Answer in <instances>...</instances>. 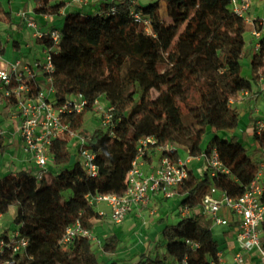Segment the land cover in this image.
Masks as SVG:
<instances>
[{
  "label": "trees",
  "instance_id": "16d2710c",
  "mask_svg": "<svg viewBox=\"0 0 264 264\" xmlns=\"http://www.w3.org/2000/svg\"><path fill=\"white\" fill-rule=\"evenodd\" d=\"M34 1L36 16L60 17V0ZM112 7H116L115 14L110 13ZM135 7L151 19L150 34L133 23L127 1H103L95 13L67 14L61 29L52 27L36 40L48 50L54 66L51 76L57 104L72 95L88 100L83 113L68 115L64 123L79 130L84 115L94 111L95 101L104 97L113 108L115 127H100L90 138L99 167L97 177H90L78 160L73 161L65 135L51 144L55 173L41 181L25 170L0 176V215L16 206L14 226L30 242L26 253L16 257V264H101L90 240L78 237L68 246L62 244L68 227L79 222L94 231L101 219L87 196L123 194L140 142L147 138L155 141L148 145L150 150L174 144L185 148L189 157L206 162L224 143L207 107L229 105L246 92L253 95L264 79V34L246 76L244 36L255 26L231 10V0H156ZM11 17L0 3V20ZM53 31L59 32L57 42L51 38ZM210 131L215 132L206 141ZM252 140L259 160L243 151L249 183L264 160V130L258 133L254 128ZM240 141L234 133L227 135L229 145L241 146ZM8 149L0 131V163ZM169 156L176 161L179 151ZM211 187L233 198L246 190L231 172L210 169L198 178L190 170L178 189L179 206L198 210ZM225 215L233 227L232 217ZM164 224L153 251L136 256L131 264L218 262L224 250L214 238L211 221L200 211L176 224ZM116 242L113 237L106 239L103 250L114 252Z\"/></svg>",
  "mask_w": 264,
  "mask_h": 264
},
{
  "label": "built area",
  "instance_id": "2783aa9c",
  "mask_svg": "<svg viewBox=\"0 0 264 264\" xmlns=\"http://www.w3.org/2000/svg\"><path fill=\"white\" fill-rule=\"evenodd\" d=\"M125 1L129 3L133 23L150 34L152 22L149 16L137 11L136 0ZM62 3V9L65 10L71 7L82 8L88 5L90 0H65ZM251 7V0H231V10L242 17L246 23L255 26L252 35L259 40L263 29L257 30L256 27L263 28L264 22L261 19L252 20L250 18ZM110 13L115 14L116 7H112ZM21 16L26 18L25 14ZM26 21L28 27L37 29L35 21L27 19ZM36 36L41 38L43 33L37 31ZM51 38L57 42L59 32L53 31ZM256 47L260 48L259 43ZM44 50L46 51L45 59L35 63L36 70H33L22 58L13 62L0 58V105L6 104L16 110L21 152L33 165L32 171L28 170V172L38 181L47 176L48 165L53 163L52 142L64 135L76 143L79 162L83 170L90 177H97L99 167L95 162L96 156L89 147V138L82 136L78 130H71L64 123L68 115L83 113L88 106V100L83 95H72L64 103L57 104L58 100L52 86L51 76L54 66L48 50ZM39 74L45 76L42 83L37 79ZM49 85L50 88H48ZM255 94L264 100V79H261ZM53 96L54 101L51 100ZM250 96L246 92L241 97L247 99ZM94 110L99 113L102 128L115 127L113 108L109 105L103 106L100 97L94 103ZM256 129L258 133L263 131L264 122L257 121ZM154 143L152 138L140 142L138 155L127 177V189L123 194L87 196L88 202L94 207L101 203L107 205L110 220L114 225H121L134 209L149 206L153 198L173 201L178 196V189L189 178L190 159L179 157L174 161L169 156L170 153L178 150V146L174 144H166L156 149L161 152L159 161L152 171H146L144 159L150 151L148 145ZM206 163L212 170L220 171L222 164L217 149L213 150L206 159ZM194 211L204 214L211 221L212 226L225 228H230L231 225L223 212H229L233 219L232 229L239 249L236 254L232 255V264H264V242L262 241L264 239V160L255 178L246 186L241 197L233 198L226 192L211 187L202 198L198 210ZM194 211L187 206L180 207L179 217L185 219L192 216ZM98 213L101 217L104 215L103 212ZM78 237L86 238L93 244L100 243L92 231L83 228L77 222L67 228L62 244L68 246ZM29 244V239L24 237L16 226L2 231L0 233V264H16V257L24 255ZM224 251L218 254V262L213 264H229L225 260ZM179 264H187V262L183 260Z\"/></svg>",
  "mask_w": 264,
  "mask_h": 264
},
{
  "label": "crops",
  "instance_id": "0c3cea01",
  "mask_svg": "<svg viewBox=\"0 0 264 264\" xmlns=\"http://www.w3.org/2000/svg\"><path fill=\"white\" fill-rule=\"evenodd\" d=\"M103 1L112 2L113 0H90V3L82 8L71 7L65 10L61 8L59 12L60 17L55 19H48L46 17L36 16L34 14V9L36 7V3L34 0H0L3 8L6 11L11 12L12 14V17L10 19L6 21L0 20V58L7 62H13L16 59L22 58L24 62L30 65L34 70L35 63L44 61L46 56V51L44 50V48L36 44V32L39 31L40 33H45L48 32L52 27L59 30L63 26L64 19L67 14L74 12L95 13L98 11L99 4ZM124 1L125 0H114L115 3H121ZM136 3L138 4L137 1ZM251 3L252 7L250 9V18L252 20L261 19L264 22V0H251ZM160 6L166 9L165 2H161ZM21 14H25L26 18H23ZM26 19L35 21L37 24V29L28 27ZM167 21L170 20L167 19ZM244 38L246 42L244 61L247 60L250 66L253 55L258 51V48L256 46L257 43H259V40H257L252 35V32H250L248 40L246 39V37ZM249 71L250 69L248 68V70L246 71V76L249 75ZM37 79L42 83L45 80V76L39 74ZM48 88H50V85L48 86ZM259 99L262 105L264 103V100L261 97ZM5 105L6 104H2L0 105V107ZM261 111V108L256 109V112L261 113L262 119H264V113L263 111ZM17 123L18 122L15 120L14 125H10L5 121L4 117L0 115V131L2 132L5 143L9 146L7 152L9 153V156H15L14 160L16 159L19 162L18 165H21L20 167H22L17 169L11 164L12 161L8 162L7 160L3 159L0 163V176H5L10 174L11 172L21 170L32 171L33 165L22 155L21 152V142L19 139ZM15 135H17L16 144L14 137ZM17 146H19L18 150ZM181 148L183 147L178 146V151ZM159 158L160 157H158V159ZM180 158L183 159L182 157ZM187 158H189L191 161L189 165L190 170H194V174L197 176L196 165H198L197 163L204 160L200 158H191L189 156ZM158 159L155 160L154 158H152L151 167H147L148 161L150 160L147 155V157L144 159V165L146 166L145 170L152 171L157 165ZM77 160L79 161V156ZM56 171V167L51 170L52 173H55ZM179 204V196H177L173 201H168L163 198H153L149 206L134 209L121 225H114L112 223L106 204L101 203L96 205L95 210L97 212H103L104 215L100 220H98L94 231H92L94 236L100 243L101 241L105 242L106 239L111 237L115 238L118 242H116L117 244H114V252L105 254L106 257H103L101 264H109V262L111 261L112 263L117 264L118 261L126 260L128 261V264H131L132 262L134 263L137 260L135 258L136 256L140 254H148L150 251L152 252L156 244L161 240V233L165 225L164 222L172 224L174 221L181 220V218L179 217ZM11 208L16 209L17 211V208L15 206ZM9 212L7 214H9ZM6 215H1L0 225L2 218ZM232 228L233 227L231 226L224 231L226 236H233ZM8 229L9 228L4 227L2 228L0 233ZM220 249H226L223 252L225 255V260L229 264H232V254L229 253L227 245L222 248L220 247Z\"/></svg>",
  "mask_w": 264,
  "mask_h": 264
},
{
  "label": "rangeland",
  "instance_id": "374dc122",
  "mask_svg": "<svg viewBox=\"0 0 264 264\" xmlns=\"http://www.w3.org/2000/svg\"><path fill=\"white\" fill-rule=\"evenodd\" d=\"M61 1L63 2L65 0H60L59 2ZM136 1L140 6L145 7L152 2H155L156 0H136ZM249 36H250V31L246 32L244 37H246V39L248 40ZM85 52L86 51L82 48L81 54L84 55ZM243 66L245 68L244 74H247L246 71L249 68V64L247 60L246 61L243 60ZM259 98L260 97L256 96V94H253L247 99H243V97H240L237 100H234L233 103L226 106L216 105V106L207 107L208 112L214 117L215 124L219 128L217 132L221 136V140L224 141L223 146L217 147V150L219 151L220 154V161L222 164L220 167V171H223L225 173L231 172L234 175V178L244 186H248L249 182L245 172L246 158H244L245 156L243 154V151L247 155L248 154L252 155L253 159L255 158L256 160H259V155L255 152L256 146L252 140V132L253 129L256 128L257 121L261 120L264 122L261 113L256 112V109L261 108L264 113V103L261 105V101ZM250 99H252V102L250 101ZM51 100L54 101L55 97L53 96ZM100 101L103 106L107 105V103L104 100V97H100ZM9 107H10L9 105L1 106L0 115L4 117L5 121L8 122V124L14 125L15 120L17 121L18 119V115L15 109ZM249 120H251V122ZM100 127L101 125H100L99 113L94 110L84 115L83 126L78 131L82 136H85L90 140L93 132ZM229 127H233L235 129L228 130L227 128ZM242 131H246V135H243ZM214 132L215 131L209 132V134L206 137V141L210 139V137L214 134ZM230 133L231 134L234 133L235 136L237 135L239 138H241L240 141L241 146L238 145L234 147L227 143V135ZM16 136L17 135L14 136L15 144L17 140ZM69 148L72 153L73 161L77 160L79 155H78V148L76 146V143L70 140ZM18 149L19 146H17V150ZM148 153H149L148 158L150 160L148 161L147 167H151V159L154 158L155 160H157L158 157L161 156V152L157 150H150V152ZM179 156L185 159L189 155L186 149L181 148L179 150ZM14 158L15 156L11 157L7 152V154L4 157H2L1 161L3 159L7 160L8 162L12 161L11 164L15 168L17 169L22 168L20 167L21 165H18L19 162L16 159L14 160ZM197 164L198 165H196L197 166L196 171L198 178H201L206 170L211 169L205 161H201ZM55 167L56 166L53 163H49L48 176L52 173L51 170ZM145 167L146 166L144 165V169ZM225 214L232 217L231 214H229V212ZM225 214L223 212V215ZM15 216H16V209L11 208L9 214H7L2 218L0 231L4 227L12 229L14 227ZM178 221H174L172 224H176L178 223ZM212 230H213L214 238L218 241L221 248L227 245V249L229 253H231L232 255L236 254L239 251L238 246L235 242V233L233 234V236H228V235L226 236L224 231L227 230V228L225 227L212 226ZM262 241L264 242V239ZM103 244H104L103 241H101V243L98 244L97 243L93 244L97 252V255L99 256L100 262L103 260L104 256L106 257L105 254L109 253L103 250L102 248ZM109 264H112V261L109 262ZM117 264H128V261L127 260L118 261Z\"/></svg>",
  "mask_w": 264,
  "mask_h": 264
}]
</instances>
